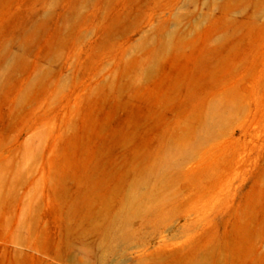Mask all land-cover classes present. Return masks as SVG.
<instances>
[{
    "label": "rangeland",
    "instance_id": "rangeland-1",
    "mask_svg": "<svg viewBox=\"0 0 264 264\" xmlns=\"http://www.w3.org/2000/svg\"><path fill=\"white\" fill-rule=\"evenodd\" d=\"M0 264H264V0H0Z\"/></svg>",
    "mask_w": 264,
    "mask_h": 264
}]
</instances>
